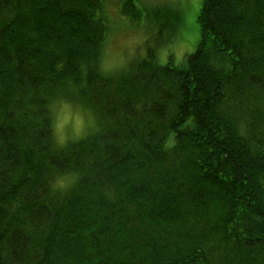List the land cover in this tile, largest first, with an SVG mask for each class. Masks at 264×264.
Masks as SVG:
<instances>
[{"label": "trees", "instance_id": "trees-1", "mask_svg": "<svg viewBox=\"0 0 264 264\" xmlns=\"http://www.w3.org/2000/svg\"><path fill=\"white\" fill-rule=\"evenodd\" d=\"M196 18L183 62L109 75L102 0H0V264H264V0ZM59 96L99 130L55 144Z\"/></svg>", "mask_w": 264, "mask_h": 264}, {"label": "rangeland", "instance_id": "rangeland-1", "mask_svg": "<svg viewBox=\"0 0 264 264\" xmlns=\"http://www.w3.org/2000/svg\"><path fill=\"white\" fill-rule=\"evenodd\" d=\"M142 10L151 8L153 13H162L167 28L159 30L158 24L151 21L149 28L142 17L132 20L120 12L121 0H102V13L107 20L108 31L102 45L100 69L114 75L123 71L130 62L146 56L147 48L155 50L159 63L171 59L174 63L185 60L192 52L199 36L197 14L201 0H135ZM167 5V6H162ZM170 6V7H168ZM173 7V8H172ZM181 19L175 23L178 12ZM175 12V13H174ZM162 37V40H157ZM52 111V130L55 144L64 145L70 140L87 136L99 130L101 123L90 106L74 103L59 96L50 102ZM68 182L63 175L52 179L53 187L64 189Z\"/></svg>", "mask_w": 264, "mask_h": 264}]
</instances>
